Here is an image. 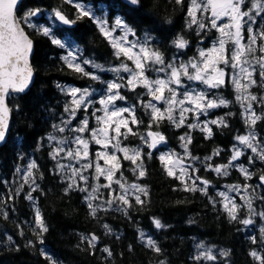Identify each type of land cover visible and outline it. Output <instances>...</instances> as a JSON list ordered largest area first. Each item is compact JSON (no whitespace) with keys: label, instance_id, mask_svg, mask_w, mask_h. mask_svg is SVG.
<instances>
[{"label":"trees","instance_id":"1","mask_svg":"<svg viewBox=\"0 0 264 264\" xmlns=\"http://www.w3.org/2000/svg\"><path fill=\"white\" fill-rule=\"evenodd\" d=\"M92 2L109 4L111 0ZM188 4V0L179 5L175 0H140L138 5L127 4L119 10L111 9L107 17L112 20L115 15H120L140 40L146 35L150 36V46L163 52L167 61L175 58L177 64L179 59L187 63L190 59H198L199 48L209 47L220 36L210 25L199 35L196 25L189 28ZM36 8L44 13L59 9L69 19H76L78 15L76 9L63 3V0H25L18 10V16L23 10ZM205 16L210 14L207 12ZM260 18H256L257 30L264 29V22L259 26ZM41 20H45L44 16ZM25 29L34 41L31 62L35 78L25 94L11 95L8 100L12 112L10 130L6 143L0 147V264H161V261L163 264H261L250 253L255 251L264 257V234L261 233L264 220L258 215L253 216V224L247 227L231 221L218 195L222 184L243 186L247 183L256 189L258 196H264V186L259 181L260 175H264V162L256 159L254 164L249 165L250 149L235 139L239 135H246L249 125L245 123L242 107L237 103L240 101L233 96L231 83L215 90L218 96L231 101L227 107H219L215 111L228 127L211 125L213 135L207 139L206 133L198 128H176L167 120L157 127L146 110L136 103L137 93H145V89L137 88L136 92L121 89V95L126 96L127 101H117L118 105L135 104L137 116L142 121L138 125L130 124L136 135L121 138L122 146L139 148L145 175L138 179V172H133L134 165L124 160L118 152L116 154L122 168L117 175L122 174L128 184L141 185L147 195L140 194L143 205L131 200L133 207L127 210L128 215L110 209L98 210L94 217L85 199L86 193L77 190L65 193L68 180L60 174L57 161L51 158L47 138L54 130L53 125L66 116L68 94L63 87L67 84L88 87L99 83L69 68L62 59L61 49L41 35L39 29ZM55 31L59 37L71 35L82 46L84 58L106 68L119 66L125 60L123 56L120 60L116 59L114 49L87 17L77 19L72 26H57ZM179 37L188 41L184 49L174 47L173 41ZM125 62L133 65L131 61ZM102 75L106 76L105 73ZM184 82L188 83L186 80ZM191 86L203 87L197 84ZM253 90L262 92L264 88L255 87ZM147 98L146 94L140 97L144 101ZM254 108L262 119L252 126V130L256 133L257 142H264V104H255ZM150 123L151 128L148 126ZM149 131L160 132L166 142L158 145L157 149H149L141 139L143 136L150 142L147 137ZM185 135L191 137V143L187 146L189 155L183 160L186 165L191 164L198 169L193 173L190 168L189 177L192 179L186 177L185 181L189 187L195 177L209 181L207 194L184 191L185 183L181 182L179 175L169 176L159 160L163 149L179 152L184 157L185 142L180 137ZM234 145L241 146L245 153L236 163H242L249 169L253 174L250 180H245L236 168H232L228 176H218L211 170H204L206 164H226ZM261 147H264V143H261ZM217 150L220 154L212 156ZM149 152L151 156L147 155ZM209 156L212 159L206 161L205 157ZM192 157L198 159L193 161ZM31 162L36 163L37 169L32 170L33 176L25 184L24 176ZM17 169L20 171L17 172ZM33 179L38 188L31 193L33 199L29 200L27 195L35 186L31 185ZM99 183H105V180L101 177ZM196 184L199 185V180H196ZM103 191L104 197L110 198L107 195L109 189ZM241 192L243 196L246 195L242 187ZM213 200L217 201L215 206L211 202ZM234 201L242 205L239 209L240 219L248 218V209L243 206L245 202L239 195H235ZM91 203L101 208L107 207L103 201L94 200ZM253 207L257 212L264 211V200L255 199ZM37 210L48 228L47 232L41 233L35 225ZM154 219L164 227L157 229L153 224ZM105 224L110 226L111 235L104 228ZM141 232L145 241L146 238L155 241L161 249L160 253L145 246L140 239ZM92 235L98 237L95 248H90L88 244ZM253 239L256 243L252 242ZM198 245H203V248H198ZM105 247L111 250V257L102 251ZM207 248L211 249L216 259H195L202 249ZM222 252L228 255L224 256Z\"/></svg>","mask_w":264,"mask_h":264},{"label":"snow or ice","instance_id":"2","mask_svg":"<svg viewBox=\"0 0 264 264\" xmlns=\"http://www.w3.org/2000/svg\"><path fill=\"white\" fill-rule=\"evenodd\" d=\"M140 0H111L109 4H95L92 0L88 3L82 0H63V3L70 4L76 9L78 14L76 19H69L68 16L59 9L53 11L56 21L60 25L72 26L77 19L87 17L98 28L99 32L108 40L109 44L114 49V56L120 60L121 56L125 58L119 66L106 68L102 64H97L91 60L79 58V48L75 44L71 35H67L64 39H60L53 33L50 27H41L39 32L44 37H47L53 45L61 49H68L67 55L62 59L64 63L73 71L80 73L94 81H101V77L97 74L100 72L111 71L116 74L114 80L104 82L106 87L102 97L96 101L100 105L94 112L98 128L90 127L89 119L80 121L79 127H69L71 120L76 117L77 111H89L88 105L92 103L89 97L92 92L89 89L71 88L67 90V94L72 97L71 105L66 106L65 112L69 114V119L61 121L60 125H53L54 130L64 133L66 131L78 133L71 139L64 137L58 139L56 136L49 134V141L54 144L50 155L53 160L60 157V160H67L68 163H60L57 160L56 167L60 169V174H63L68 180L65 193L68 191L77 190L86 193L85 199L89 202L91 214L95 217L98 210L122 211L128 215V209L133 207L131 200L134 199L136 204L143 205L144 201L141 195H147L146 189L136 183L128 184L121 172L122 164L117 156V152L123 155L124 160L131 161L134 165L133 172H138V179L145 175V170L142 166L141 151L139 148H129L122 146V140L127 139L129 135H136L131 125H138L142 121L138 118L135 104L130 107H117V101H127V97L121 95V89L136 92L137 88H143L145 93H137L136 103L140 104L146 114L150 116V120L156 123L159 127L160 123L167 120L176 128L184 127L191 129H200L206 133L205 138H210L213 135V129L210 125L217 127H228L223 118L218 120L201 121L202 115H207L209 110L217 107H227L229 101L221 96L216 95L213 90H219L225 87L229 82L233 85L237 93L236 99L243 102H259L264 104V96L257 97L252 94L249 89L259 85L264 88V29L254 30L253 25L257 24V17L264 19V0H190L187 7V16L190 17L188 27L197 26V35L201 31L207 29L209 25L211 29H215L220 33L216 44L208 49L201 50L199 57L190 59L187 63L167 61L164 53L158 48L150 46L151 37L145 36L143 40L130 41L128 37L135 35L134 30L124 21L120 15H115L114 21L109 26L106 18L111 9L119 10L123 5L131 4L138 5ZM184 0H175L176 4H183ZM18 0H0V144L6 142L7 133L10 129L9 113L10 108L7 103L8 97L13 93H21L27 87L32 77V70L28 63V55L32 50L33 42L26 35L21 27L20 20L23 19L29 27H33L31 18L39 14L40 9L28 10L22 18L15 15L14 10L17 8ZM97 11L101 14L97 15ZM210 12V16L204 14ZM197 13L200 15L198 16ZM226 18V23H218ZM120 30L122 35L115 36L113 33ZM260 41L258 44L257 42ZM231 44V47H226V44ZM174 47L184 49L188 41L182 37L173 41ZM75 53V54H74ZM125 61H131L134 68H130ZM83 65L90 66L93 71H86ZM222 65V67H221ZM230 70V71H229ZM128 73L122 76L120 73ZM153 73L154 75H149ZM162 74V75H161ZM258 75L259 80L255 78ZM230 78V79H229ZM188 83H185L184 81ZM122 81V82H121ZM103 82V81H102ZM192 84L202 85L203 87H192ZM182 91H179L181 90ZM150 97L148 101L140 99L142 95ZM153 101L155 103H153ZM163 105V108L157 105ZM103 112V115H96L98 112ZM245 112V123L249 125V131L246 135H239L235 139L240 145L250 149L252 155L248 156V164L252 165L256 159L264 162V147L257 142L256 133L252 130L258 120L262 119L252 110V103H248ZM127 113V116H125ZM188 114H192L195 123H186L189 119ZM149 128L152 127L150 123ZM125 129L126 131H121ZM114 132L115 135H110ZM87 133L91 136L92 142L99 145L102 150L95 153V161L89 159V140L84 137ZM147 137H141L149 149H157L158 145L166 142V138L160 132L149 131ZM184 141L185 156L180 157L175 153L165 152L159 156V160L164 165L165 171L169 176L176 175V169H179V177L181 182L185 183L184 191L201 192L207 194L210 182L200 177H195L189 187L185 181L188 176V169L191 168L195 173L198 169L193 165L185 166L182 160L189 155L188 144L191 143V137L188 135L180 137ZM111 149V150H110ZM219 150L213 152L212 156L219 155ZM245 153L237 146H233L232 154L226 164L211 165L206 164L204 170H211L218 176H228L232 168H236L245 180L252 178V173L242 163L236 162ZM147 155L151 156L149 152ZM212 156L205 157L206 161H210ZM198 158L192 157L195 161ZM103 160L104 165L98 163ZM139 161V163H138ZM78 165V167L76 166ZM94 168L95 175H84L89 169ZM33 169H37L35 162H31L27 166V171L24 176V183H29L30 177L33 176ZM20 170L17 169V172ZM101 177L107 183L91 184L89 180L100 181ZM199 180V186L196 184ZM78 181L82 182L85 187L78 185ZM260 185L264 186V175L259 177ZM113 184L119 186V190L113 188ZM31 191L27 198L33 199L32 192L37 191L38 185L35 180L31 181ZM242 190L246 195L242 196L244 205L248 209V218L240 219L239 209L242 205L237 204L228 194L231 192H239ZM109 189L108 197L105 198L100 189ZM252 189L249 192V189ZM139 193V194H138ZM18 194V192H17ZM218 195L222 198L223 209L231 221H235L245 227L253 224V216H259L264 220V211L257 212L253 207L255 199L264 200V196H258L256 189L245 183L241 185L227 186V192H219ZM102 199L107 207L101 208L100 205H93L91 201ZM215 206L217 201H211ZM6 215V214H5ZM153 224L157 229H161L164 225L159 220H153ZM35 225L40 232H47L48 228L45 225L39 211L35 213ZM104 228L111 235V228L105 224ZM264 234V228L261 229ZM118 238V237H117ZM84 239V238H82ZM140 239L145 246L160 253L161 249L157 246L154 240L147 238L145 241L144 233H140ZM98 237L91 236L88 241L90 248L96 247ZM43 242V241H41ZM253 243L256 240L253 239ZM198 248H203V245H198ZM131 251V246H129ZM109 257L112 252L108 247L102 249ZM224 256L228 253L222 252ZM256 260L264 264V257L258 255L255 251L250 253ZM201 258L214 260L216 257L211 253V250L201 251L195 259ZM163 264V261H161Z\"/></svg>","mask_w":264,"mask_h":264},{"label":"rangeland","instance_id":"3","mask_svg":"<svg viewBox=\"0 0 264 264\" xmlns=\"http://www.w3.org/2000/svg\"><path fill=\"white\" fill-rule=\"evenodd\" d=\"M188 2H190V0H188ZM27 11H28V10H23V11L19 14V18H22V17L25 15V13H26ZM100 14H101V13H98V11H97V15H100ZM205 14H206V13H205ZM205 14H204V15H205ZM208 14L211 15L210 12H208ZM197 15L199 16L200 14L197 13ZM262 15H264V14H262ZM43 16L46 18V20H44L43 22H42V21H39V19H38V20L35 19L34 17L31 18V23L33 24V27H29L26 23H24L23 19H21L20 21H21V22L23 23V25H24L27 29H29V30H33V29H34V30H37V29H40L41 27H50V28H52L53 33H54V32H55V29H56V27H57L58 24L54 21L53 13H50V12H45V13H44V12H43ZM106 18L108 19V17H106ZM113 21H114V18H112V20H109V19H108L109 26H111V24L113 23ZM226 22H227V20H226V18H225L224 20L219 21L218 23H226ZM259 22H260V23H259V26H261V24L264 22V19H261V18H260ZM253 28H254V30H257V29L255 28V24L253 25ZM113 35H115V36H119V35H122V33L120 32L119 29H117V31H116L115 33H113ZM60 39L63 40V38H60ZM128 39H129L130 41L140 40L139 37L136 36V35H130V36L128 37ZM107 41H108V40H107ZM215 44H216V42L212 43V44H211L209 47H207V48H199V49H198V53H199L201 50H205V51H206V50L212 48ZM111 47H112V46H111ZM226 47H231V44H230V43H229V44H226ZM78 48H79V58H80L81 60L86 59V58H84L83 49L80 48V46H78ZM63 50H64V52H63V53H64V54H63V57H64V56L67 55L68 49L65 48V49H63ZM74 54H75V53H74ZM87 60H91V59H87ZM179 60H181V59H179ZM179 60H177V61H178V64H179V63H184V62H181V61H179ZM91 61H92V60H91ZM87 66H88V65H83V67L85 68L86 71H89V72L93 71V69H92L90 66H88V67H87ZM129 67H130V68H134V65L129 66ZM221 67H222V65H221ZM229 71H230V70H229ZM102 73H105L106 76L104 77V76L102 75ZM97 74L101 77V81H96V83H99L97 86H94V85H93V86H88V87H77V86L72 85V84H67V85H65V86L63 87V89H64V91H65L66 93H67V90H68V89H71V88L89 89V90L92 92V96L89 97V99L92 101V103H90V104L88 105V109H89V111H88L87 113H85V112L82 111V110L77 111V113H76V117H75L74 119L71 120V124L69 125V127H79V126H80V121L83 120V119H85L86 117L89 119L90 127H91V128L96 129V128L99 127V125L97 124V121H96L95 116H92L91 113L94 112L97 108L100 107V105H99L98 103H96V101H98V100L102 97V95L104 94V89H105V87H106V84H105L104 82L109 81V80H114V79L116 78V74L113 73V72H111V71H108V72H100V73H97ZM120 75L126 77V76L128 75V73H123V72H122V73H120ZM149 75H154V74H153V73H149ZM161 75H162V74H161ZM255 78H256L257 80H259L258 75H256ZM229 79H230V78H229ZM102 81H103V82H102ZM121 82H122V81H121ZM229 83H230V82H229ZM255 87H259V88L263 89V88L260 87L259 85L255 86ZM255 87L250 88L249 91H250L252 94L256 95L258 98L261 97V96H264V90H263L262 92H256L255 90H253V88H255ZM231 89L233 90V96L236 97V96H237V93L235 92L233 85H232V88H231ZM145 91H146V90H145ZM179 91H182V89L179 90ZM213 91L215 92V90H213ZM215 93H216V92H215ZM216 95H217V93H216ZM147 97H148V98H147L146 101H148V100L150 99L149 96H147ZM71 100H72V97H71L70 95H68V100H67V104L65 105V107H66V106H73V105H71ZM230 102H231V101H229V103H230ZM153 103H155V102L153 101ZM229 103H228V105H229ZM237 103L242 107V111H243V113H244L245 116L248 114V113L245 112V108H247L248 103H252V110H253L254 112H256L257 114H258V112H257V110L254 108V105H255V104H259V105L261 104V103L259 102V100H258L257 102L245 101V102H243V104L241 103V101H240V103H239V102H237ZM116 106H117V107H130V106H132V105H130V104L118 105V103L116 102ZM73 107H74V106H73ZM157 107H161V108H163V105L160 104V105H157ZM218 108H219V107H217V108H215V109H211V110H209V112H208L207 115H202V116L200 117V120H201V121L218 120L219 117H217L216 114H215V111H216ZM65 113H66V112H65ZM211 113H212V114H211ZM96 115H103V112H102V111H101V112H98V113H96ZM125 116H127V113H125ZM188 117H189V119H188V121H187L186 123H195V122H196L195 119H194V117L192 116V114H191V115L188 114ZM69 118H70V117H69V114L66 113V116L63 117V118L61 119V121H62V120H65V119H69ZM61 121L57 122L55 125H60V124H61ZM210 127H211V125H210ZM51 134L54 135V136H56L58 139H62V138H64V137H68L69 139H71L73 136L78 135V133H73V132H68V131H66V132H64V133H60L59 131H56V130H53V132H52ZM110 135H115V133H114V132H111ZM48 137H49V136H48ZM84 137H85L86 139L89 140V150H90V156H89V159H91L93 162H97V161H95V153H96L97 151L102 150V149L100 148L99 145H96L94 142H92V140H91V136H90L89 134L85 133V134H84ZM47 143L49 144L50 151H51V149H52V147L54 146V144L51 143V142L49 141L48 138H47ZM237 147L241 148V146H237ZM110 150H111V149H110ZM165 152L175 153V154H177L178 156L182 157V154H181V153H179V152H175V151H172V150H168V149H163V151H162L161 154H163V153H165ZM57 160H59L60 163H68L67 160H60V157H57L56 161H57ZM98 163L101 164L102 166L107 167L106 165H104V161H103V160L98 161ZM182 163H183L185 166H187L184 160H182ZM76 166L78 167V165H76ZM176 173L179 175V169H176ZM90 174H91V175H95L94 168H91V169L88 170V172H85V173H84V175H86V176H89ZM190 174H191V169L189 168V169H188V176H189ZM64 177H65V176H64ZM185 178H186V177H185ZM185 178H184V179H185ZM97 182H99V181L92 180V179L89 180V183H91V184H96ZM105 183H107V181H105ZM78 185L81 186V187H85V186H86V185H84L82 182H79V181H78ZM222 185H223V186L219 188V192H227V186H224V184H222ZM114 189L119 190V186L115 184V188H114ZM100 191H101V193L104 194L103 188L100 189ZM228 194L233 198V200H235V195H239V196H240V199H241V197L243 196V193H242L241 191H239V192H231V193H228ZM97 200H98V201H103L102 199H97ZM241 200H243V199H241ZM243 201H244V200H243ZM146 239H147V238H146ZM209 249H210V248L202 249L201 251H205V250H209ZM210 250H211V249H210ZM211 252H212V251H211Z\"/></svg>","mask_w":264,"mask_h":264},{"label":"water","instance_id":"4","mask_svg":"<svg viewBox=\"0 0 264 264\" xmlns=\"http://www.w3.org/2000/svg\"><path fill=\"white\" fill-rule=\"evenodd\" d=\"M25 0H18V5H17V8L14 10L15 12V15L18 17V14H17V10L22 6V4L24 3ZM41 16V12H39V14L37 16H35V18H39ZM19 18V17H18ZM59 22V21H57ZM21 23V22H20ZM21 27L24 29L26 35L29 36V38L32 40V38L30 37V35L27 33V31L25 30L23 24L21 23ZM33 42V46H32V50L31 52L29 53L28 55V63H29V66L32 70V77H31V80L29 81L28 83V87L21 93H13L12 95H23L25 94L29 89L30 87L32 86L33 82H34V78H35V73H34V69L32 67V62H31V59H32V56H33V52H34V41L32 40ZM9 99V97H8ZM8 99H7V103H8ZM9 106V105H8ZM10 108V107H9ZM11 117H12V112H11V109H10V113H9V125L11 124ZM10 130V129H9ZM8 134H9V131L7 133V139H8ZM7 141V140H6ZM6 142L0 144V147H2Z\"/></svg>","mask_w":264,"mask_h":264},{"label":"flooded vegetation","instance_id":"5","mask_svg":"<svg viewBox=\"0 0 264 264\" xmlns=\"http://www.w3.org/2000/svg\"><path fill=\"white\" fill-rule=\"evenodd\" d=\"M82 2H84L83 0H82ZM85 3V2H84ZM67 36V35H66ZM64 37L65 36H61L60 38H63L64 39ZM77 46H80V48H82V46L81 45H77ZM83 49V48H82Z\"/></svg>","mask_w":264,"mask_h":264}]
</instances>
